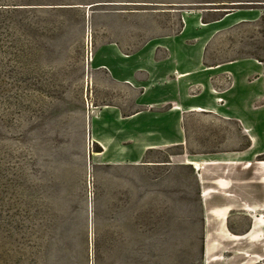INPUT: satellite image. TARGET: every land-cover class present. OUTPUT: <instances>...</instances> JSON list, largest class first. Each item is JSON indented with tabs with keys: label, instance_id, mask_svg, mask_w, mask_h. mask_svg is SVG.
Segmentation results:
<instances>
[{
	"label": "rangeland",
	"instance_id": "obj_1",
	"mask_svg": "<svg viewBox=\"0 0 264 264\" xmlns=\"http://www.w3.org/2000/svg\"><path fill=\"white\" fill-rule=\"evenodd\" d=\"M0 264H264V0H0Z\"/></svg>",
	"mask_w": 264,
	"mask_h": 264
},
{
	"label": "crops",
	"instance_id": "obj_2",
	"mask_svg": "<svg viewBox=\"0 0 264 264\" xmlns=\"http://www.w3.org/2000/svg\"><path fill=\"white\" fill-rule=\"evenodd\" d=\"M123 83H127V84H129L130 86H134V83H136L137 81H136V79H134V78H132V79H128V80H124V81H122ZM118 83H120V82H118ZM195 108V107H194Z\"/></svg>",
	"mask_w": 264,
	"mask_h": 264
},
{
	"label": "trees",
	"instance_id": "obj_3",
	"mask_svg": "<svg viewBox=\"0 0 264 264\" xmlns=\"http://www.w3.org/2000/svg\"><path fill=\"white\" fill-rule=\"evenodd\" d=\"M99 151V150H98Z\"/></svg>",
	"mask_w": 264,
	"mask_h": 264
}]
</instances>
